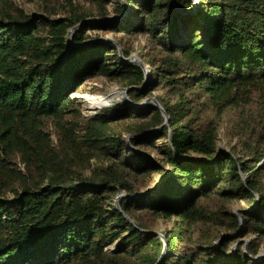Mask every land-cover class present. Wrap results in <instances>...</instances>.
I'll list each match as a JSON object with an SVG mask.
<instances>
[{"label":"trees","instance_id":"trees-1","mask_svg":"<svg viewBox=\"0 0 264 264\" xmlns=\"http://www.w3.org/2000/svg\"><path fill=\"white\" fill-rule=\"evenodd\" d=\"M84 1L97 4L99 13L52 19L0 0V264H91L104 256L113 264L134 258L142 264L160 259L159 264H264L255 242L234 254L233 238L222 235L215 246L209 237L212 223L228 214L234 231L240 224L234 213L215 217L208 208L214 197L246 198L252 206L257 201L243 217L241 232L263 235L264 166L255 170L234 152L219 149L214 121L200 119L189 99L205 96L226 108L240 95L259 90L264 101V0H199L195 13V0H176V5L173 0H124L126 5L120 0ZM111 3L116 18L103 20L111 15ZM88 19L94 21L76 30L70 44L69 30ZM93 29L148 35L164 53L150 60L153 79L143 86V68L122 58L118 45L126 58L131 50L118 38L93 40L88 34ZM101 76L136 87L129 91L135 103L159 87L180 100L161 101L169 126L150 136L138 135L164 123L158 106L121 112L142 121L150 118L128 130L136 136L135 147L112 134L113 120L98 115L88 119L85 146L109 156L113 165L86 176L67 159L78 150L71 133L60 131L56 146L44 125L74 110L78 98L73 95ZM158 140L164 141L157 147L169 175L153 194H140L136 175L166 174L165 167L136 149L148 142L155 147ZM17 161L25 164L26 177L16 169ZM240 170L248 174L246 181ZM122 191L130 197L118 208L112 201ZM139 210L176 217L165 234L166 253L164 241L148 232ZM195 229L206 233L196 238ZM118 239L119 250L106 255L104 247Z\"/></svg>","mask_w":264,"mask_h":264},{"label":"rangeland","instance_id":"rangeland-1","mask_svg":"<svg viewBox=\"0 0 264 264\" xmlns=\"http://www.w3.org/2000/svg\"><path fill=\"white\" fill-rule=\"evenodd\" d=\"M12 1L26 13H40L42 15L49 16L52 19L69 17L73 12L79 13L82 11H92L95 14L99 13V6L97 4H91L84 0H46L44 2L32 0ZM120 1L126 5L124 0ZM195 2V8L191 11L192 13H195L200 6L199 0H195ZM113 4L114 3L109 4L107 8L111 13L109 17L116 18L113 14ZM191 12L189 11L187 14ZM123 17L124 16L121 18ZM88 34H90L95 41H116L115 38L121 39L123 45L127 46V48L131 50V56H137L142 61V68L146 74L144 84L146 82L148 84V82L153 79L152 77L154 72L150 65V60H152V58H158L164 53L161 46L153 43L148 35L141 34L128 37L127 35L116 34L113 31L103 29L89 30ZM120 48L121 50L123 49L122 46H120ZM128 88L130 87H128V82L125 79H114L109 76H101L93 80H88L86 82L85 90L73 95L78 98V101L73 108L74 110L68 112L61 120H58L57 122L47 121L44 125L46 134L50 135L53 144L56 146L60 143L58 135L60 131H69L71 133L74 140V146L78 150L72 151L67 159L72 167H77L78 170L82 171L86 176L95 175V173L99 172V169H104L105 172L107 168L113 165V160H111L109 156H105L100 152L94 151L93 149L85 146V143L83 142V135H85L87 131L86 127L88 126V119L98 115L105 117L107 120H113L112 125L114 126V130L112 131V134L115 137L120 136L123 141H127L129 146L135 147L132 145V139L136 136L129 134L128 130L131 128L133 129L136 125L143 122L150 121V118L142 121L139 118L121 116V112L130 107H147L149 104L154 103L152 100H149L152 98H155L160 103L163 100L169 103H176L180 100L175 92L159 87L154 90L149 97L143 99L139 103H135L129 95V100H127V97L124 95ZM113 91L121 92L123 94L122 98L114 102L111 106L105 107L101 110H92L89 108L88 103L85 100L86 96L106 95ZM261 97V92L259 90H252L251 92L240 95V99H238L233 106L225 108L224 106L212 104L205 96H189V99L194 101V108L196 109L195 114L203 121L213 120L214 124L218 128L219 149L234 152L237 157H239L241 162H245L250 167L256 166L255 170L264 166V101ZM163 126H169V120H165L159 127H156L155 129L153 128L152 130L146 131L138 136H150L154 131H157ZM163 143V140H158L155 147L148 142L143 144L141 147L139 146L136 148L152 163L163 166L166 170L165 176H163V171L160 170L147 175H136L134 183L137 187L136 189L138 193L140 194H153L169 175L168 165L162 160L163 154L157 147L162 146ZM16 169L25 177L28 175L24 163L17 161ZM240 173L243 180L246 181L248 174L244 173L243 170H240ZM128 197L130 196L127 192L122 191L116 195L112 203L115 206L120 207V201ZM256 205L257 201L255 205L252 206L251 202L246 198L225 200L220 199L219 197H214L209 202L208 208L216 213L215 217L218 213L228 211L230 213H234L238 217L240 224V227L234 231V223L231 220V216L228 214H223L220 217L219 223H212L213 228L211 231H213V234L209 235V237L211 238V241L215 243V246H217L222 240V235H226L231 239L233 238L230 246L231 251L234 254L237 253L239 248L247 251L250 244L255 242L259 251L258 260L263 259L264 234H244L241 232L243 227V217L249 215L253 209L256 208ZM138 214L149 224L150 230L148 231L160 232L164 235L167 231L173 228L174 221L176 220L175 216L172 218L164 217L162 215L153 216L145 210H139ZM132 221L134 222V220ZM204 233L206 232L201 229H195L192 235L198 238ZM126 235L127 233L124 234V236ZM119 248L120 239L115 240L114 242H109L107 246L104 247V253H106V255L112 254V252L118 251ZM262 255L263 257L261 258ZM91 264L113 263L107 256H104L102 260ZM128 264H142V262L134 258L129 260Z\"/></svg>","mask_w":264,"mask_h":264},{"label":"water","instance_id":"water-1","mask_svg":"<svg viewBox=\"0 0 264 264\" xmlns=\"http://www.w3.org/2000/svg\"><path fill=\"white\" fill-rule=\"evenodd\" d=\"M173 1H174V4L176 5V0H173ZM109 19H113V17H107V18H105V19H103V20H109ZM92 21H94V20H93V19H88V20L82 21L81 23H79V24L76 25L75 27L71 28V29L69 30V33H68V41H69V43L72 44V34H73L76 30H78L79 28H81V27L83 26L84 23L92 22ZM111 41H113V40H111ZM85 44H88V43H85ZM85 44H83V45H85ZM117 45H118V44H117ZM118 47H119V53H120V55H121L122 58H124L126 61H130V62H133V63H137V64H139L141 67H143V63H142V61H141L137 56L132 55V56L126 58V57H124L123 52H122V50H121V48H120L119 45H118ZM146 85H147V82L144 84V86H146ZM132 88H136V87H130V88H128V89L125 91V93H124V95L127 97V100H129V96H128V95H129V91H130V89H132ZM149 100H152V101L155 103V105L158 106V107L161 109L162 114H163V116H164V118H165L166 121L170 120V117L168 116L166 110L164 109L163 105H162L158 100H156L155 98H152V99H149ZM147 101H148V100H147ZM142 105H143V104H142ZM118 208H120V207H118ZM129 221H130L131 223H133V225H135L134 222H133L131 219H129ZM135 226H136V225H135ZM148 232H152V231H148ZM153 233H154V234H157V235H158V236L164 241V244H165L164 251H163V254H164V253L167 251V241H166V237H165V235L162 234V233H160V232H153ZM262 257H263V255L261 256V258H262ZM160 260H161V259H160ZM160 260H159L156 264H159Z\"/></svg>","mask_w":264,"mask_h":264},{"label":"bare ground","instance_id":"bare-ground-1","mask_svg":"<svg viewBox=\"0 0 264 264\" xmlns=\"http://www.w3.org/2000/svg\"><path fill=\"white\" fill-rule=\"evenodd\" d=\"M123 94L119 91H113L106 95L86 96L85 100L92 110H101L105 107L111 106L114 102L120 100Z\"/></svg>","mask_w":264,"mask_h":264}]
</instances>
